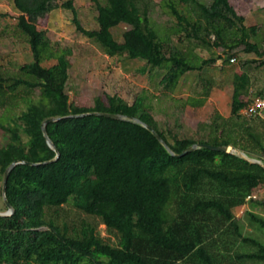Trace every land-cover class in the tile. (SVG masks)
<instances>
[{
    "label": "trees",
    "instance_id": "trees-1",
    "mask_svg": "<svg viewBox=\"0 0 264 264\" xmlns=\"http://www.w3.org/2000/svg\"><path fill=\"white\" fill-rule=\"evenodd\" d=\"M91 1L98 12L95 30L83 27L72 0H13L33 61L15 75L0 71V128L8 137L0 143V213L9 212L4 174L20 162L6 190L14 213L0 216V264H264V242L255 236L264 230V201L254 196L264 187V119L242 113L253 99L264 98V87L254 91L247 71L234 74L230 115L215 112L203 138L178 139L155 119L146 96L132 104L111 96L107 102L98 97L93 108L72 106L66 90L72 51L54 46L36 22L56 9L71 10L78 34L110 57L143 61L166 95L195 73L203 92L185 103L195 109L215 89L214 81L201 77L206 68L220 60L222 69L237 61L244 70L264 67V60L238 56L241 51L262 59L264 32L247 27L230 0H163L167 25L151 17L147 0ZM121 24L130 29L119 43L111 30ZM89 113L138 118L177 155L207 144L233 147L258 163L206 148L176 157L142 125ZM50 118H60L46 126L57 159L42 129ZM69 205L88 219L72 217ZM243 206L238 217L234 209Z\"/></svg>",
    "mask_w": 264,
    "mask_h": 264
},
{
    "label": "rangeland",
    "instance_id": "rangeland-1",
    "mask_svg": "<svg viewBox=\"0 0 264 264\" xmlns=\"http://www.w3.org/2000/svg\"><path fill=\"white\" fill-rule=\"evenodd\" d=\"M69 0H58L61 5ZM78 19L87 30L98 28L96 17L97 6L91 0H72ZM103 1V0H102ZM153 11L151 17L162 25H167L171 17L162 7L163 0H147ZM207 2L208 0H201ZM238 15L245 17L247 27L256 26L264 32V0H230ZM21 13L16 9L13 0H0V71L7 75H15L21 65L33 61L29 44L17 28L18 16ZM73 12L66 9H56L40 17L36 24L39 30L44 31L54 46L69 48L72 51L68 57L69 80L66 90L69 94L72 106L81 108H93L95 100L101 97L107 102L108 97L117 96L121 100L132 104L137 97L146 96L153 107V115L164 128L175 131L178 139H200L207 136L209 129L207 124L211 121L215 112L228 117L230 115L231 94L233 89L234 74H242L245 71L251 76L253 90L264 87V67L259 68L258 63L251 64L244 69L239 62L221 68L222 61L214 66L206 68L201 77L204 80L214 81L215 89L208 103L200 109L185 105L187 98L199 97L203 92V84L196 74H191L184 79L175 93L163 94L158 85L159 78L152 76L143 61H134L126 56L110 57L99 45L83 34H78L73 22ZM130 27L121 24L111 31L116 41H123V34ZM175 44L185 48L177 38H173ZM264 47V44H263ZM223 54L222 49L216 50ZM204 58H209L210 53L205 50H197ZM242 61L264 60L255 54L238 53ZM55 61L45 62L44 66L50 67ZM38 98V92L31 95L32 100ZM248 99V96L243 98ZM23 107V104H22ZM21 108L13 110L10 114L15 118L20 114ZM3 111L0 109V119ZM177 122L180 127L176 126ZM8 137L0 128V143L6 144ZM254 196L264 201V187L254 189ZM1 203V192H0ZM72 217H84L79 215L71 205L65 207ZM246 207L234 209L238 217H242ZM99 231L103 237H109L106 227L99 224ZM264 242V230L255 233ZM114 240V238H112Z\"/></svg>",
    "mask_w": 264,
    "mask_h": 264
},
{
    "label": "water",
    "instance_id": "water-1",
    "mask_svg": "<svg viewBox=\"0 0 264 264\" xmlns=\"http://www.w3.org/2000/svg\"><path fill=\"white\" fill-rule=\"evenodd\" d=\"M85 115H96V116H102V117H107V118H111V119H115V120H120V121H129V122H133L135 124H139L142 125L143 127L149 129L155 136L156 138L159 140V142L169 151V153L173 156L176 157H183L191 152L196 151L199 148H206L208 150L211 151H216V152H228V153H238L239 155H241L242 157L248 159L244 154H242L241 152H239L238 150H236L233 147H227V146H213V145H207V144H195L192 147H189L188 149H186L182 154L177 155L175 154L170 147L168 146V144L162 139V137L157 133V131H155L153 128H151L149 125L145 124L143 121H141L138 118H134V117H128L125 115H121V114H109V113H89V114H85ZM85 115H81V116H85ZM58 120H60V118H50L47 121H45L42 125V129L44 132V136L47 139L48 144L50 145V147L52 149H54L57 153V157L56 159L59 157V152L56 149L54 143L50 140V138L48 137V133H47V129L46 126L49 123L52 122H57ZM55 159V160H56ZM249 160V159H248ZM251 162L254 163H258L255 160H249ZM20 164V162H15L12 165H10V167L6 170L5 174H4V178H3V187H2V195L4 198V201L6 203V205L8 206L9 212L7 213H0V216H9L12 215L14 213L13 208L11 207L10 203L7 200L6 197V190H7V183H8V179H9V175L12 172V170L18 165ZM35 165V164H32Z\"/></svg>",
    "mask_w": 264,
    "mask_h": 264
},
{
    "label": "built area",
    "instance_id": "built-area-1",
    "mask_svg": "<svg viewBox=\"0 0 264 264\" xmlns=\"http://www.w3.org/2000/svg\"><path fill=\"white\" fill-rule=\"evenodd\" d=\"M235 60H232V62ZM244 115L261 117L264 119V98L258 97L253 99L242 112Z\"/></svg>",
    "mask_w": 264,
    "mask_h": 264
}]
</instances>
